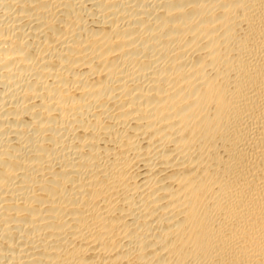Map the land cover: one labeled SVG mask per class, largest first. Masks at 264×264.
<instances>
[{
    "label": "bare ground",
    "instance_id": "1",
    "mask_svg": "<svg viewBox=\"0 0 264 264\" xmlns=\"http://www.w3.org/2000/svg\"><path fill=\"white\" fill-rule=\"evenodd\" d=\"M0 264H264V0H0Z\"/></svg>",
    "mask_w": 264,
    "mask_h": 264
}]
</instances>
